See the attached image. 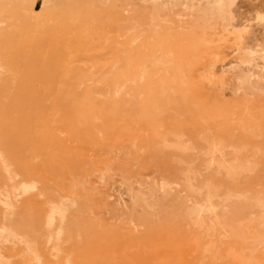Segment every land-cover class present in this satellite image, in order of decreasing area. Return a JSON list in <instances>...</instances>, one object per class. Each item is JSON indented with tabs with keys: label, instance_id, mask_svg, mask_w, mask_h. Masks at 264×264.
Listing matches in <instances>:
<instances>
[{
	"label": "rangeland",
	"instance_id": "obj_1",
	"mask_svg": "<svg viewBox=\"0 0 264 264\" xmlns=\"http://www.w3.org/2000/svg\"><path fill=\"white\" fill-rule=\"evenodd\" d=\"M263 225L264 0H0V264H264Z\"/></svg>",
	"mask_w": 264,
	"mask_h": 264
},
{
	"label": "bare ground",
	"instance_id": "obj_2",
	"mask_svg": "<svg viewBox=\"0 0 264 264\" xmlns=\"http://www.w3.org/2000/svg\"><path fill=\"white\" fill-rule=\"evenodd\" d=\"M43 7V6H42ZM125 10V9H124ZM5 14V13H4ZM152 15V14H151ZM153 20V19H152ZM185 27V26H184ZM183 27V28H184ZM130 31V30H129ZM225 31V30H224ZM235 31V30H234ZM230 32V31H229ZM131 33V31L128 33V34H130ZM128 36V35H127ZM124 37H126V36H124ZM243 37V36H242ZM227 40V39H226ZM224 41V40H223ZM237 42V41H236ZM236 42H235V44H236ZM132 44V43H131ZM194 44V43H193ZM237 44H239V43H237ZM234 45V44H233ZM236 46V45H235ZM175 51V50H174ZM192 53V52H191ZM191 55V54H190ZM130 57V56H129ZM128 57V58H129ZM166 59V58H165ZM112 60V59H111ZM203 60V59H202ZM180 61V60H179ZM127 62V61H126ZM111 63V62H110ZM120 63V62H119ZM129 63V62H128ZM130 64V63H129ZM129 64H127V65H129ZM107 65V64H106ZM115 65H117V63L115 64ZM136 65V64H135ZM104 66H105V64H104ZM163 66V65H162ZM106 67H108V66H106ZM122 67V66H121ZM127 67V66H126ZM129 67V66H128ZM136 67V66H135ZM114 68V67H113ZM112 68V69H113ZM159 69V68H158ZM129 70V69H128ZM134 70V69H133ZM110 71V70H109ZM114 71V70H113ZM182 71V70H181ZM115 72H116V70H115ZM117 72H118V70H117ZM116 72V73H117ZM119 73V72H118ZM120 73H121V71H120ZM115 75V74H114ZM117 76V75H116ZM122 77V76H121ZM143 78V77H142ZM156 79V78H155ZM67 82H70V83H72V77H68L67 78ZM85 82V81H84ZM90 82V81H89ZM128 82H130L129 80H128ZM91 83V82H90ZM88 84V83H87ZM132 85V84H131ZM88 87V86H87ZM64 88V87H63ZM93 88V87H92ZM127 88V87H126ZM125 88V89H126ZM67 89H69V88H67ZM124 90V89H123ZM129 90V89H128ZM132 89H130V91H131ZM68 91V90H67ZM122 91V90H121ZM69 92V91H68ZM128 92V91H127ZM13 93V92H12ZM70 93V92H69ZM72 93V92H71ZM122 93V92H121ZM125 93V92H124ZM75 94V93H74ZM115 94V93H114ZM68 95V94H67ZM123 95V94H122ZM125 95V94H124ZM69 96V95H68ZM118 96H120V95H118ZM117 96V97H118ZM177 96V95H176ZM94 97H96V96H94ZM155 97V96H154ZM64 98V97H63ZM105 98V97H104ZM110 98H113V97H110ZM126 98V97H125ZM100 99V98H99ZM102 99H103V97H102ZM109 99V98H108ZM115 99V98H114ZM120 99V101L122 102V100H121V98H119ZM130 99V98H129ZM62 100V99H61ZM65 100V99H64ZM94 100V99H93ZM111 100V99H110ZM109 100V101H110ZM89 101H90V99H89ZM95 101H96V99H95ZM105 101V100H104ZM113 101V100H112ZM115 101V100H114ZM120 101H119V103H120ZM99 102H100V100H99ZM107 102V101H106ZM111 102V101H110ZM116 102V101H115ZM129 102H130V100H129ZM133 102V101H132ZM88 103V102H87ZM95 103V102H94ZM116 103H118V102H116ZM92 104V103H91ZM123 104V103H122ZM128 104H130V103H128ZM88 105H90V104H88ZM103 106V105H102ZM109 106H110V104H108V108H109ZM113 106V105H112ZM131 105H129L128 107H130ZM135 106V105H134ZM104 107V106H103ZM94 108V107H93ZM117 108H119V107H117ZM117 108L115 107V109L117 110ZM125 108V107H124ZM113 109V108H112ZM114 109V110H115ZM89 110V109H88ZM95 111V110H94ZM119 111V110H118ZM96 112V111H95ZM129 113V112H128ZM99 114V113H98ZM101 114V113H100ZM99 114V115H100ZM92 115V114H91ZM94 115V114H93ZM95 116H96V114H95ZM84 118V117H83ZM108 118V117H107ZM98 119V118H97ZM101 119V118H100ZM82 121V120H81ZM95 122H96V120H95ZM100 122V121H99ZM80 124H81V122H79ZM101 123V122H100ZM73 128H75L74 126H73ZM72 130V129H71ZM75 152V151H74ZM72 157V156H71ZM57 161V160H56ZM66 165V164H65ZM60 167V166H59ZM263 227H264V225L263 226H261V228L263 229ZM261 230V229H260ZM261 232V231H260ZM247 240V239H246ZM195 243V242H194ZM141 246V245H140ZM199 248V247H198ZM139 252V251H138ZM244 252V251H243ZM238 254V253H237ZM240 257V256H239Z\"/></svg>",
	"mask_w": 264,
	"mask_h": 264
}]
</instances>
